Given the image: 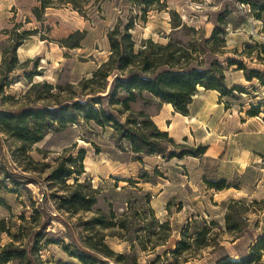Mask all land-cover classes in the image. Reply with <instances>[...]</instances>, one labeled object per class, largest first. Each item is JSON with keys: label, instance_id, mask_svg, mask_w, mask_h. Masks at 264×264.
Wrapping results in <instances>:
<instances>
[{"label": "rangeland", "instance_id": "obj_1", "mask_svg": "<svg viewBox=\"0 0 264 264\" xmlns=\"http://www.w3.org/2000/svg\"><path fill=\"white\" fill-rule=\"evenodd\" d=\"M5 1L0 0L4 7L8 5ZM247 1L257 9L264 6V0ZM250 5L242 0H50L49 17L45 18V9H32V21L30 13L17 17L19 8L32 7L27 2L0 11V110L86 100L92 90L100 91L102 81L95 88L83 85L109 60L112 31L124 33L131 27L135 50L147 48L148 54L159 52L151 48L150 41L163 46L171 41L188 49L211 37L216 15L221 13L229 24L223 27L227 46L218 48L217 59L225 69L228 88L236 87L224 97L199 89L188 116L173 112L170 116L163 103L148 93L130 104V112L109 104L108 98L103 101L104 108L123 123L128 117L140 123V112L154 122L164 112L170 117L169 130L165 126L158 129L180 145L169 151L207 146L200 158L140 156L128 142L119 140L112 127L78 119L30 146L32 162L18 151L20 145L0 132V163L17 181L29 183L19 189L9 180L0 183V256L12 244L7 252L14 257L0 264H82L65 246L81 254L92 247L113 259L123 255V264L133 259L138 264H168L165 252L175 249L193 220L199 225L216 222L214 232L223 248L204 251L186 264H218L227 256L238 261L248 253L264 233V14L257 19L258 10ZM182 24L183 29L175 28ZM18 42L26 48L17 50L15 59L13 46ZM227 59L242 63L248 74L259 72L261 76L248 81L238 66L227 65ZM197 61L206 67L209 56L202 55ZM117 75L120 72L109 78L107 91L99 95L110 93ZM45 83L54 89L47 91ZM123 97L119 93L117 99ZM82 150L85 173L74 176L69 184L75 178L86 183L84 193L94 197L96 204L73 213L63 206L61 198L67 192L51 187L46 178L57 161L79 158ZM34 208L41 214L36 221ZM49 215L50 224L46 223ZM227 215L231 227L239 225L238 232H226ZM166 222L171 237L162 244L158 226ZM237 233L240 239L235 241ZM256 264H264V257Z\"/></svg>", "mask_w": 264, "mask_h": 264}, {"label": "trees", "instance_id": "obj_2", "mask_svg": "<svg viewBox=\"0 0 264 264\" xmlns=\"http://www.w3.org/2000/svg\"><path fill=\"white\" fill-rule=\"evenodd\" d=\"M49 1L40 0L43 10L49 7ZM242 3L251 4L247 0H242ZM252 8L258 10V13H255L254 16L257 19H261L264 14V6L258 9L255 6ZM228 24L227 17L223 13L218 14L216 15L215 27L211 37L200 39L199 45H191L190 48L184 49V47H177L178 45L173 44L171 41L166 46L154 45L150 41L151 48L159 51H153L150 54L147 53V48L135 50V42L129 33L131 27H127L124 33L112 31L109 33L111 48L109 60L102 63L93 72L92 77L84 81L83 85L86 89L95 88L94 84L102 81L99 87L100 91L92 90V96L86 100L56 103L54 106L45 107L28 106L17 111L0 110V132L6 135L9 140L20 145L18 151L32 162L33 159L28 154L30 146L41 142L51 132L59 131L70 124L76 123L78 119L94 122L101 127H112L116 131L119 140L128 142L131 151L140 156L162 155L168 156L169 159L200 158L207 153V146L199 145L194 149L179 153L169 151V148H177L180 145H177L168 132L160 131L151 118L140 112L138 114L142 119L140 123H136L135 120H132V117H128L123 123L112 111L104 108L103 101L108 98L109 104H119L125 112H130V104L142 98L143 93H148L162 103L171 105L175 113L188 116L193 98L200 88L217 91L222 97L228 96L236 90V87L228 88L225 69L217 59L218 48L224 49L227 46L223 27ZM184 26L182 24L175 26V28L183 29ZM75 34L81 33L76 32ZM118 35L119 38L117 37ZM22 44L23 42H18L13 46L15 59H17V50ZM195 54L197 56L193 57ZM202 55L209 56V64L206 67L203 62L197 61L198 57H202ZM213 56H216V58L212 59ZM194 62L196 64L192 65ZM226 63L229 67L238 66L239 70L244 71L245 78L248 81L261 76L259 72L248 74L249 72L243 64L233 59H227ZM119 72L120 75H117L112 82L110 93L106 96L99 95L107 91L109 78ZM43 87L47 91L54 89L53 85L48 83L43 84ZM119 93L125 94V97L117 99ZM117 113L121 116L123 114L121 111H117ZM84 159L85 152L83 150L79 158H62L51 168L46 178L50 182L49 185L51 187L56 185V187L67 192V196L61 199L64 202L63 206L73 213L83 210L85 206L89 208L96 204L94 197H88L84 193V190L88 188L86 183H81L78 178H75L73 183L69 184V181L74 176H82L85 173ZM0 179H2L0 183H5L7 180L11 181L18 189L29 184L17 181V178L10 174L4 163H0ZM31 202L35 205V201L31 199ZM232 203L244 205L240 201H232ZM59 209H62V207ZM33 210V220L36 221L41 214L38 209L34 208ZM149 212L153 214L151 210ZM231 220L230 215H227L225 221L228 234L238 232L239 229L237 223L231 227ZM51 222L52 216L49 215L46 223L50 224ZM217 225L214 221L211 223L202 221V225H199L197 220L189 222L182 231L181 240L176 244L175 249L165 252L169 257L167 259L168 264H186L190 259L196 258L204 251L211 248L215 249L216 247L223 248L220 246L217 233L214 232V228ZM120 227L125 228L124 225ZM158 228L160 230V233H158V236H160L159 240L162 244L167 243L171 237L169 222L160 224ZM239 233L234 236L235 241L240 239ZM155 235L156 233H153L152 236ZM36 236V243L39 245L41 242L40 233H36ZM148 236H151V233ZM47 244L57 243L56 241H49ZM12 246V244H9L2 249L0 263L13 260V254L7 252ZM64 250L71 257L80 260L82 264H123L122 260L125 259L123 255H116L117 259H113V257L92 247H88L86 251H83L84 254L70 251L66 246ZM142 250L146 251L144 248ZM110 253L115 255L112 251ZM263 257L264 233L253 241L248 253L241 256L238 261L231 260L227 256L219 260L218 264H256ZM131 264H138V260L133 259Z\"/></svg>", "mask_w": 264, "mask_h": 264}, {"label": "crops", "instance_id": "obj_3", "mask_svg": "<svg viewBox=\"0 0 264 264\" xmlns=\"http://www.w3.org/2000/svg\"><path fill=\"white\" fill-rule=\"evenodd\" d=\"M33 0H6L5 2H7V6L6 7H4V4L2 3V2H0V11L1 10H3V11H5V10H9V9H12L13 7H15V6H17V5H22L23 3H25V2H27L28 4H32V7L29 9V10H27V9H24V8H19V12L20 13H18L17 14V17L19 18V17H21L22 15H27V14H29L30 13V21H32V20H34V17H32V13H31V11L30 10H32V9H38V10H41V2L39 1V0H35V2L33 1ZM3 8V9H2ZM48 9L49 8H46L44 11H45V18H47V17H49V13H46L47 11H48ZM24 44V43H23ZM22 44V46H20L19 47V49H18V52H19V50H24L26 47L24 46ZM26 58H30L29 56H27ZM200 89H202V88H200ZM204 90V89H203ZM205 91H207V90H205ZM207 92H212V91H207ZM163 105H164V108H167V110H168V113L170 114V116H172V112L174 113V114H178V113H175L174 112V109H173V107H171V105H169V104H167V103H163ZM191 107V106H190ZM190 109V108H189ZM166 110V109H165ZM170 117H167V116H165L164 115V112H161V113H159L157 116H155V119H156V121H154L155 122V124L158 126V128L161 130V128L162 127H166L167 129L165 130V131H168L169 129H168V126H167V122H169V119ZM171 127V126H170ZM184 136H186V135H184Z\"/></svg>", "mask_w": 264, "mask_h": 264}, {"label": "bare ground", "instance_id": "obj_4", "mask_svg": "<svg viewBox=\"0 0 264 264\" xmlns=\"http://www.w3.org/2000/svg\"><path fill=\"white\" fill-rule=\"evenodd\" d=\"M172 107V106H171Z\"/></svg>", "mask_w": 264, "mask_h": 264}]
</instances>
